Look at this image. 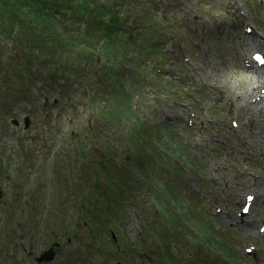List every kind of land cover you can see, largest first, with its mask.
Wrapping results in <instances>:
<instances>
[{
    "label": "rangeland",
    "instance_id": "rangeland-1",
    "mask_svg": "<svg viewBox=\"0 0 264 264\" xmlns=\"http://www.w3.org/2000/svg\"><path fill=\"white\" fill-rule=\"evenodd\" d=\"M119 11L124 33L153 31L138 34V55L149 39L160 51L122 79L128 105L114 86L104 87L110 97L87 95L86 62L24 102L2 72L12 44L0 53V264H37L55 242L51 264H264V103L252 92L264 70V0H129ZM123 109L157 131L143 169L134 155L144 142L128 140ZM110 179L126 195L105 230L100 202L85 197Z\"/></svg>",
    "mask_w": 264,
    "mask_h": 264
},
{
    "label": "trees",
    "instance_id": "trees-1",
    "mask_svg": "<svg viewBox=\"0 0 264 264\" xmlns=\"http://www.w3.org/2000/svg\"><path fill=\"white\" fill-rule=\"evenodd\" d=\"M128 1L0 0V53L9 43L12 44L6 69L2 72L6 74L7 70V78L20 83L17 93L24 98V102L32 101L34 86L38 85L41 91L49 92L50 81L54 80V76L61 70L65 72L67 66L77 70L86 62L88 68L85 70L89 79L86 81L87 95L91 94L93 101L100 94H107V97H110L111 91H107L106 88L114 86L117 88V94L120 93L123 97L119 98L120 103L117 105H128L130 101L126 99L127 91L122 79L128 75L131 67L144 73L142 69L145 60L134 49L135 43L140 40L141 36L138 34L142 33L149 37L153 32L148 29L147 24L146 27L132 29L130 35L121 31L129 23L125 15H121L119 8L126 6ZM147 12L149 13L144 9L142 14L147 21H151ZM69 27L79 29L77 32L67 31ZM146 43L147 48L144 49L143 46L146 56L160 52L150 39ZM59 81L60 79L56 84ZM99 112L101 111L98 110L97 115ZM107 112H110L109 107L103 111L104 114ZM134 112L132 109H123L116 115L119 125L125 124V129L129 133L128 140L138 142L142 137L143 146L138 144L142 150L137 146L139 151L134 156L138 160L137 169H143L142 165L146 162L145 153L150 146L148 136H154L157 131H150V125L143 123L138 113ZM138 124L141 128L134 130ZM165 129L170 139L174 141L172 148L175 149L180 143H177L176 136L169 131L170 128ZM139 130L143 132L138 133ZM87 149L88 156L91 157V148ZM170 151L167 149V152ZM111 166L114 165L110 162L105 163L104 168L102 167L105 174L110 175ZM90 173L95 175L98 184V173L90 171L89 175ZM121 184L116 183L115 179H110L105 186L99 188V197L92 196L93 192L85 197L87 201L100 202L93 210L105 230L117 222L115 220L117 200L119 202V198L123 199L126 195V188Z\"/></svg>",
    "mask_w": 264,
    "mask_h": 264
},
{
    "label": "bare ground",
    "instance_id": "bare-ground-1",
    "mask_svg": "<svg viewBox=\"0 0 264 264\" xmlns=\"http://www.w3.org/2000/svg\"><path fill=\"white\" fill-rule=\"evenodd\" d=\"M255 75L256 76H258L257 77V80H258V82L256 81V79H254V78H252V80H253V82L255 83H257V87H255L254 89H253V91L252 92H254L255 94H256V96H255V98H257V99H255V101L254 102H257L258 104H261V103H264V96L262 95V94H260V92H259V88L261 87V86H264V70L263 69H258V72L257 73H255ZM256 85V84H255ZM258 88V89H257ZM263 121V120H262ZM264 122V121H263Z\"/></svg>",
    "mask_w": 264,
    "mask_h": 264
},
{
    "label": "water",
    "instance_id": "water-1",
    "mask_svg": "<svg viewBox=\"0 0 264 264\" xmlns=\"http://www.w3.org/2000/svg\"><path fill=\"white\" fill-rule=\"evenodd\" d=\"M0 92H1V90H0ZM30 126H31V121H30V119H28L27 120V128H30ZM0 196H2L1 192H0ZM55 247H59V244H56ZM55 247H52L49 250L45 251L40 257L37 258V262L42 263V262L53 261L55 256H56ZM118 264H122V263H118Z\"/></svg>",
    "mask_w": 264,
    "mask_h": 264
},
{
    "label": "snow or ice",
    "instance_id": "snow-or-ice-1",
    "mask_svg": "<svg viewBox=\"0 0 264 264\" xmlns=\"http://www.w3.org/2000/svg\"><path fill=\"white\" fill-rule=\"evenodd\" d=\"M256 59L260 60L261 62H264V56L257 55Z\"/></svg>",
    "mask_w": 264,
    "mask_h": 264
},
{
    "label": "flooded vegetation",
    "instance_id": "flooded-vegetation-1",
    "mask_svg": "<svg viewBox=\"0 0 264 264\" xmlns=\"http://www.w3.org/2000/svg\"><path fill=\"white\" fill-rule=\"evenodd\" d=\"M69 242H70V240H69Z\"/></svg>",
    "mask_w": 264,
    "mask_h": 264
}]
</instances>
